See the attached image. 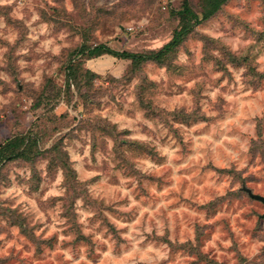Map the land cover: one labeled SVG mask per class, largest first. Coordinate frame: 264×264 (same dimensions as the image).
<instances>
[{"label": "rangeland", "instance_id": "obj_1", "mask_svg": "<svg viewBox=\"0 0 264 264\" xmlns=\"http://www.w3.org/2000/svg\"><path fill=\"white\" fill-rule=\"evenodd\" d=\"M184 1L197 17L202 19L178 46L159 62H133L124 56V53H149L157 50L152 47L153 44L166 43L174 29L180 25L178 11ZM71 2L75 9L72 13L67 11L65 0H53L52 4H49L48 0H15L13 5L0 6V49H6L2 53L0 73L9 77V81L0 80V96L7 98L8 94L12 93L14 97L10 103L0 107V144L7 139L21 137L26 151V157L1 161L0 195L10 188H21L24 195L36 199L45 215L54 211L60 203L63 208L60 216L71 225L63 234H73L75 237L71 242L60 246L65 249L71 247L73 260H78L80 246L88 245V259L96 264L100 259L94 251L96 245L92 243L90 236L83 235L82 226L76 223L77 199H84L86 210H96L97 215L92 223L102 220V226L109 228L118 244L125 241L103 215L104 211L115 214V210L105 205L103 200L93 199L89 192V187L100 185L104 177L95 176L81 183L77 179L79 174L70 163V154L83 155L84 148L90 143L92 163L89 164L88 158H85L83 168L85 171L103 172L109 184L119 182L114 175L117 171H123L125 175L135 174L129 163L131 158L145 153L156 158L158 154L154 148H149L140 141L126 139L134 134L130 128L118 131V124L95 114L109 110V115L113 118L116 115L134 118L137 112H142L144 119L154 124L163 123L169 128L170 133L181 144L185 156L194 154L190 152L191 141L184 144L181 130L171 127L169 117L172 122L183 124L187 128L201 120H208L200 115V102L210 100L204 93L212 90L205 87L206 83L212 82V75L223 73L219 80L213 83L214 87L227 79L228 84L233 87L226 86L221 90L237 91L235 77L227 67L229 64L237 72L242 67L247 68L243 73L244 91L251 89L253 93L264 92V72H258L260 65L254 63L260 52H264V0ZM34 13L39 15V19L29 25L28 21ZM257 13V19H249ZM20 16H23V19H20ZM142 19L150 23L141 27L139 21ZM133 21L135 23H132ZM238 32H243L242 38L251 42L246 50H240V54L233 53L224 43V38H233ZM214 34H223V38H216ZM7 37H14V40ZM49 41L52 43L48 44ZM58 44L63 46L59 54H54L52 49ZM214 51H218L220 56L213 55ZM182 55L187 57L186 62H181ZM162 69L166 70L167 81L162 77L159 81L153 79L152 77H160ZM113 73H118L119 79ZM30 77H39L38 87L37 80ZM197 79L204 83L190 90L196 105L191 114L184 108L172 113L160 108V103L165 102L162 97L170 99L181 95L188 91L186 85ZM130 95L135 97L133 104L128 103ZM61 101L68 104L75 115L69 118L68 112L65 111L61 116H55L54 110L60 106ZM223 103L221 99V104ZM227 115L231 114L225 113L220 118L223 119ZM253 122L256 123L255 138H249L246 167L236 171L233 164L231 169H217L209 163L205 169H201L202 175L209 169L216 171L219 176L216 180L218 184L225 176L230 178L226 195L217 196L205 205H192L195 211L204 214L205 220L213 219L218 212L232 215L239 212L241 215L237 226L242 229L241 235L248 237L247 243H241V237L232 231L230 217L226 215L215 223L201 224L198 218L192 221L189 227L194 228L195 243L188 239L186 243L180 244L181 215L184 221H188L190 217L187 213H176L173 219L177 243L173 244L168 239L173 233L167 227V219L164 237H156L154 228L152 236L145 241L146 244L155 238L158 244L168 245V260L162 261L161 264H264V204L249 197L243 189L246 187L253 193L264 195V120L256 117ZM138 127L142 134H151L147 125L141 124ZM64 129L68 131L63 132ZM56 132L63 134L53 140ZM219 135H223V132ZM108 139L114 142L111 153L108 149ZM49 140L52 145L45 148L44 144ZM166 141L167 137L162 143ZM98 153L102 157H114L115 168L110 169L106 159L97 164ZM45 160L48 162L47 176L43 175L38 167ZM157 162L163 163L164 158L160 157ZM57 167L65 169L66 180L63 187L67 191L63 197H51L44 202L40 197L48 191L54 181ZM29 171L30 177L27 175ZM22 172L24 175H21ZM136 175L140 181L142 195H148L145 184L156 183L160 190L173 183L166 178ZM168 175L170 173H166V176ZM237 184L239 187L232 191ZM188 187L187 181L182 182V191ZM136 198L140 199V196L137 195ZM17 199L19 198L0 199V234L4 235V240H0V250L4 249L6 242L23 243L21 238L27 243H23L21 251H17L14 245L7 249V255L0 254V264H46L51 253L57 249L58 234H53L48 239L42 238L45 233L37 237L36 231L44 225L38 221L33 223L35 212L31 210L30 205H17ZM155 203H159V200ZM188 203L190 201L179 196L177 203L171 205L168 210ZM25 207L27 211L22 210ZM124 218L131 222L135 216L127 214ZM46 223H51V217ZM13 229L19 230L18 235L13 234ZM218 229L226 234L222 235V239H232V246L228 249H224L217 242L221 252L232 254V261L227 256L218 258L215 248L209 247L207 252L203 251ZM121 231L126 232L127 229ZM257 245L258 250L253 253V246ZM101 249L106 250L105 246H101ZM26 253L30 255H25ZM57 259L62 260V257ZM63 264H72V261H63Z\"/></svg>", "mask_w": 264, "mask_h": 264}, {"label": "clouds", "instance_id": "obj_2", "mask_svg": "<svg viewBox=\"0 0 264 264\" xmlns=\"http://www.w3.org/2000/svg\"><path fill=\"white\" fill-rule=\"evenodd\" d=\"M167 2V0H165ZM15 3V0H0V6H10ZM49 4L53 3V0H48ZM65 7L69 13L75 11L71 0H65ZM257 15L249 17L250 20L258 18ZM23 19V16L19 17ZM39 19L38 14H33L31 20L28 21L29 25ZM132 23H135L133 21ZM148 20H140L139 24L141 27L148 25ZM130 31L131 25H129ZM134 34V33H133ZM216 38H223V34H214ZM243 32L233 38H224V43L228 45L233 53L240 54L241 49H247L250 41L244 40ZM10 40H14V37H7ZM64 39V35L61 36V40ZM167 42V41H165ZM49 41L48 44H51ZM48 44L45 45L47 50ZM63 45H56L52 51L54 54H59L60 48ZM162 43L153 44L152 47L159 49L162 47ZM6 49H0V63L3 62L2 53ZM259 51V50H257ZM215 56H220L218 51L212 53ZM256 53L254 52L253 55ZM187 57H181V62H186ZM199 61L197 60V63ZM255 64L260 65L257 69L258 72H264V52H260L257 56ZM23 66V62L21 64ZM229 72H232L235 77L237 88L236 92L222 91L226 86L229 88L233 87L228 84V80L225 79L218 86H213V83L219 80L223 73H215L211 77V81L205 84L206 88L212 89L206 91L204 95L208 96L210 100H201V112L208 118V120H201L194 124L191 128L185 127L183 124L171 123L173 129H180L181 135L183 136L184 144H188L191 141L190 152L194 153L185 156L182 152L181 144L178 143L177 139L170 133L169 128L165 127L163 123H156L144 119L142 112H137L133 117H126L124 115H116L114 118L109 115V110L98 112L95 115L100 117H106L112 120V123L118 124V131H123L124 128H130L133 131V135L126 137L129 140L140 141L147 145L149 148H154L155 153L158 154L156 158L145 153L144 155L133 157L129 160L131 168L134 169L135 174L125 175L123 171H117L114 175L118 178V183L109 184L108 178L105 177L101 171H85L83 163L85 158H88L87 162L92 163L91 160V144L89 143L85 148L83 155L79 153L70 154V163L75 171L79 174L77 179L83 183L85 180H90L92 177L101 176L104 177L100 181V185H92L89 187V192L93 199L103 200L105 205L111 206L115 210V214L110 211H104L103 215L107 217V220L112 224L122 240L125 241L123 244H118L117 239L113 233L109 231L107 226H102V220H96L94 223L91 221L96 217L97 212L94 209H85L84 199L80 198L76 200V223L81 225V231L83 235L90 236L92 243L96 245L95 254L99 255L100 259L96 261V264H161L162 261L168 260L169 247L167 244H158L155 238L145 244V241L149 236H152L153 229L155 228L156 237H164L165 235V219L169 221L167 227L172 231L173 235L169 236L168 239L173 244L177 243L175 236V221L173 219L176 213H187L190 219L184 221L183 215H181V233L179 237V243L184 244L188 239H192L195 243V232L193 227H189L192 221L199 219L201 224L215 223L221 220L226 215L230 217L231 229L241 237V243H247L248 237L242 236V229L237 226V220L240 218V213L237 212L235 215L231 213L218 212L217 215L211 220H205L204 214L195 211L192 205H205L214 200L217 196L226 195L229 190L230 178L225 176L223 180L218 184L216 180L219 178L218 173L211 169L201 174V169L211 163L217 169H231L233 164L236 166V171H241L247 166V153L249 151V138H255L256 123L253 122L256 117L260 120H264V92L253 93L251 89L244 91L245 84L243 82V73L247 71V68H240L237 72L229 64ZM164 69L161 70L160 77H152L159 81L162 77L167 81ZM114 76L119 79L118 73H113ZM30 79L37 80V87L39 86V77ZM0 80L9 81V77L4 73H0ZM136 82H134L135 84ZM178 83H180L178 81ZM204 83L197 79L189 82L186 87L188 91H184L181 95H176L170 99L162 97L165 102L160 103V108L165 109L167 113H172L180 108H184L188 114H191L196 105L194 103V97L190 94V90L196 88L197 85ZM14 87V86H13ZM13 94L9 93L8 97L0 96V107L10 103L13 99ZM221 99L224 101L221 104ZM135 102L134 96L128 97V103L133 104ZM67 111L69 118L75 115L73 109L63 101L59 107L54 110V115L59 117L63 112ZM82 111V109H78ZM225 113L231 114L224 116ZM121 121H126L121 123ZM214 121V122H213ZM147 125L151 129V134H142L138 125ZM204 130V131H202ZM68 129H64L63 132H67ZM223 132V135H219ZM199 133V134H198ZM62 132H56L53 135V140L56 137L62 135ZM219 135V139L216 137ZM167 137V141L162 143L164 138ZM67 142V141H66ZM52 141L49 140L44 144L45 148L51 147ZM114 147L112 139H108V149L111 150ZM160 157L164 158L163 163H158L157 159ZM108 160L109 168H115L114 157H102L99 153L97 154V164L102 163V160ZM47 161H43L38 165L42 174L47 176ZM166 173L170 175L166 176ZM139 174L141 177L145 175L156 176L160 178H166L173 181L171 186H165L158 190L159 185L156 183L145 184L148 195H142L140 193V181L137 178ZM21 175H24L22 172ZM27 175L30 177L31 172ZM202 179V182H200ZM66 180V172L63 167H57L55 173V179L51 182L48 191L40 197L44 202H47L51 197H63L67 189L63 187ZM187 181L189 184L188 189L181 190L182 182ZM101 185L103 187H101ZM130 185V186H129ZM239 185L237 184L232 191H235ZM175 193L176 195H172ZM139 195L140 199L136 196ZM182 196L186 201H190L187 205H181V207L173 210H168L169 207L177 203L178 197ZM16 198V204L30 205L32 211L35 212V222H40L44 225L36 231L35 235L41 237V233H45L43 239H48L53 234H58L59 244L55 252L51 253L50 257L46 261V264H63V261H72V264H93V261L88 259V245H81L79 248L80 258L73 260L71 247L65 249L60 245L65 242H71L74 240V235H64L63 233L69 227L67 220L60 216L63 211L62 205L58 203L54 211H49L45 215L44 211H41L35 198H29L24 195L23 189L13 187L0 195V199ZM159 200V203H155ZM155 205V206H154ZM15 206V205H14ZM27 211V207L24 209ZM166 212V216H165ZM132 214L135 218L131 222L125 220V215ZM51 217V223H46L48 218ZM243 223V221H241ZM47 229V232H45ZM127 229V231H121ZM19 230L13 229V234L18 235ZM187 233V235H186ZM222 233L219 229L217 233L213 235L212 240L205 246L203 251L207 252L209 247L215 248L218 258L221 256H227L232 261V254L227 252H221L217 242L223 246L224 249H228L232 246V239H222ZM0 240H4V235L0 234ZM23 243H27L26 240L21 238ZM23 243L16 244L15 241L6 242L4 249L0 250V254L7 255V249L12 248L14 245L17 251H21ZM101 246H105L106 250H102ZM259 245L253 246V253L258 250ZM25 255H30L26 253ZM47 255V254H46ZM62 257V260L57 259ZM35 264V262H34ZM234 264V262H233Z\"/></svg>", "mask_w": 264, "mask_h": 264}, {"label": "trees", "instance_id": "obj_3", "mask_svg": "<svg viewBox=\"0 0 264 264\" xmlns=\"http://www.w3.org/2000/svg\"><path fill=\"white\" fill-rule=\"evenodd\" d=\"M178 13L181 18L180 25L178 28L174 29L171 38L164 43L162 47L149 53H124V56L129 57L133 62H143L146 60L161 61L166 54L171 52L183 41L184 37L193 29L194 25L199 23L202 19L197 17L186 1L183 2L182 8ZM20 138L21 137L7 139L0 144V165L3 160L26 157V151L22 145L24 140Z\"/></svg>", "mask_w": 264, "mask_h": 264}, {"label": "water", "instance_id": "obj_4", "mask_svg": "<svg viewBox=\"0 0 264 264\" xmlns=\"http://www.w3.org/2000/svg\"><path fill=\"white\" fill-rule=\"evenodd\" d=\"M243 189L247 192L249 197L256 199V200H259L260 202H262L264 204V195L253 193L250 189H248L246 187H243ZM262 216H264V213L262 214Z\"/></svg>", "mask_w": 264, "mask_h": 264}]
</instances>
